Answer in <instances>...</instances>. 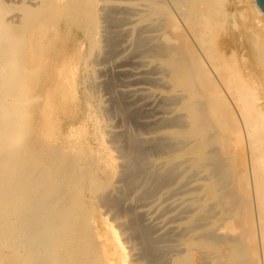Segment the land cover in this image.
Wrapping results in <instances>:
<instances>
[{"label":"bare ground","instance_id":"obj_1","mask_svg":"<svg viewBox=\"0 0 264 264\" xmlns=\"http://www.w3.org/2000/svg\"><path fill=\"white\" fill-rule=\"evenodd\" d=\"M263 66L256 0H0V264H264Z\"/></svg>","mask_w":264,"mask_h":264},{"label":"rangeland","instance_id":"obj_2","mask_svg":"<svg viewBox=\"0 0 264 264\" xmlns=\"http://www.w3.org/2000/svg\"><path fill=\"white\" fill-rule=\"evenodd\" d=\"M248 1L249 0H233V2L230 0V6H235L238 8L239 12L241 13L242 11L245 10L246 6L248 5ZM219 31L218 32V37H221L222 33L220 30H217ZM250 29H246V32H249ZM237 38L240 40H242L243 38L242 37H238ZM224 52V50H222ZM235 50L234 49H230V52L228 53H232L234 52ZM248 57V56H247ZM264 67V66H263ZM264 71V70H263ZM264 74V72H263ZM78 93H77V97H81L82 94L80 93V88H78ZM80 94V95H79ZM60 107L59 106H56L54 105V110L52 111L53 113V116L55 117V120L58 122V126H59V132L61 134H69L70 132H67V127L68 129L71 128L72 126H74L75 124H77V119H78V113H75L73 116H66L65 114H60ZM72 132V131H71Z\"/></svg>","mask_w":264,"mask_h":264},{"label":"water","instance_id":"obj_3","mask_svg":"<svg viewBox=\"0 0 264 264\" xmlns=\"http://www.w3.org/2000/svg\"><path fill=\"white\" fill-rule=\"evenodd\" d=\"M256 5L262 12H264V0H256Z\"/></svg>","mask_w":264,"mask_h":264}]
</instances>
